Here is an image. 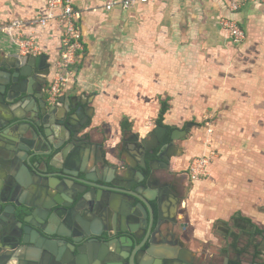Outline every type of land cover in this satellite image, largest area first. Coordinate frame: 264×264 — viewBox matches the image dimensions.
<instances>
[{
	"label": "water",
	"instance_id": "1",
	"mask_svg": "<svg viewBox=\"0 0 264 264\" xmlns=\"http://www.w3.org/2000/svg\"><path fill=\"white\" fill-rule=\"evenodd\" d=\"M49 64L44 53L0 52V264H81V253L112 264L111 252L118 251L108 239L121 233L133 244L134 238L152 236L155 219L159 224L164 215L163 200L150 181L144 182V174L134 177L142 172L130 157V168L117 172L115 180L107 177L104 162L81 156L73 123L84 114L93 116V109L66 94L52 104L37 100L32 85ZM192 124L184 129L173 125L172 138H184ZM167 128L158 124L151 133L160 137ZM141 165L147 166L145 157ZM113 167L118 170V164ZM82 215L91 224H79ZM164 263L169 264L167 259Z\"/></svg>",
	"mask_w": 264,
	"mask_h": 264
},
{
	"label": "crops",
	"instance_id": "2",
	"mask_svg": "<svg viewBox=\"0 0 264 264\" xmlns=\"http://www.w3.org/2000/svg\"><path fill=\"white\" fill-rule=\"evenodd\" d=\"M121 1L74 0V6L83 11L80 24L85 51L75 66L76 80L64 93L67 96L88 97V104L93 109V116L87 130L91 132L94 140L103 142L108 149L118 144L125 133L133 132L143 137L152 131L147 129L145 134H139V131L144 130V127L138 126V120L135 117L139 113L143 114V100L147 99L148 101V98H143L145 97L143 94L146 95L143 92L144 87H146L145 91H149V87L152 89V82L149 80L148 74L144 77L141 76L142 89L139 96L136 97L138 104L134 106L132 102L134 99L131 96L114 97L116 92L113 93L111 89L125 92L126 88H118L116 84L112 83V80H109V75L113 72L112 69H126V67L132 66L148 68L149 52H159L161 48L159 44L148 43V40L153 36H160L166 43L165 48L170 52L187 51L188 44H181V37L184 35L190 37L193 34V27H197V25L192 23V18L185 17L182 10L187 9L186 7L197 9L198 13H201L200 15L205 14V19L198 24L199 31L209 32V30L206 31L207 21L212 20L216 23L215 27L220 26L222 32L228 35L221 24H218L222 16H227L234 18L242 25L241 27L246 31V37L249 36L247 26L262 21L260 16L262 11L264 12V5L258 3H247L238 11L231 12L220 0H155L148 3H158L160 8L166 10L158 13L155 19L160 21L163 16L167 19L170 18V22L166 25L161 21L154 23L155 28L149 31L146 29L143 39L142 31L137 28L138 17L133 15L132 11L139 5L147 3L140 2L131 9H123ZM109 2L116 3L108 8ZM43 10L42 0H0V24L15 18L29 21L32 17L41 14ZM18 35L27 39L36 37L35 41L42 47L43 53L48 55L49 61L57 56L61 36L59 23L53 22L45 29L26 26L18 31ZM138 39L142 43L138 51L139 56L135 53L137 49L135 40ZM229 41L231 45H238L231 39ZM151 46L155 51L150 50ZM0 52L4 55L14 52L28 54L14 42L12 37L3 32H0ZM31 55L37 54L31 53ZM133 59L135 64L131 66ZM128 84L132 87L134 85L133 82H128ZM155 84L161 86L162 80L157 79ZM156 110L158 115L160 107ZM119 116H127V120L130 122L129 128L122 127L124 121L117 119ZM133 120L135 123H132ZM163 124L171 125V127L175 125L179 128L183 126L169 124L164 120ZM243 133L242 135H244ZM220 134L219 131H215V138ZM239 139L235 141V152L232 150L234 147L232 140L228 141V149L223 147L226 150L225 153L215 157L209 165V174L203 178L192 179L185 171L189 170V165L187 168L182 167L178 162L182 156L174 158L177 166L185 169L183 172L189 182L183 200L185 211L180 213L179 217L193 227L194 240L216 242L226 226L233 231L236 230V227H241L245 229V234L253 232V226L245 223L241 216L248 217L254 225L264 228V153L259 148L252 146L248 139ZM196 149L202 150L206 147L200 144ZM108 158L114 160L112 154H108ZM237 216L240 219H236Z\"/></svg>",
	"mask_w": 264,
	"mask_h": 264
},
{
	"label": "rangeland",
	"instance_id": "3",
	"mask_svg": "<svg viewBox=\"0 0 264 264\" xmlns=\"http://www.w3.org/2000/svg\"><path fill=\"white\" fill-rule=\"evenodd\" d=\"M198 6L197 4L196 7ZM186 8L182 10L185 17L192 18V23L198 27L205 19V14L200 15L197 9ZM162 11L166 10L160 8L158 3H147L133 9L132 14L138 17L137 28L142 31L143 39L146 29L149 31L155 28L154 23L161 21L166 25L170 22V18L163 16L160 21L155 19ZM260 19L262 21L247 26L249 36L238 45H231L229 36L222 32L220 26L215 27L216 23L212 20L207 21L206 31L209 32L199 31V28L194 26L190 37H181V44H188L187 51L170 52L165 48L166 43L160 36H153L148 43L159 44L161 48L159 52H149L148 68L133 67V59L132 67L112 69L109 80L118 88H126L125 92L111 89L113 93L116 92L114 97L131 96L134 106L138 104L136 97L142 89L141 76L148 74L152 82V89L149 87V91H145L146 87L143 86V92L147 95L143 94V98H148V101L143 100V114L135 115L138 126L144 127L139 134L153 129L159 115L156 108L159 109L160 102L165 99L169 102V109L163 119L166 123L182 126L186 122H193L185 139L179 141L185 153L178 159L182 167L187 168L194 159L205 157L212 163L215 157L225 153L223 147L228 149L227 143L230 140L235 152V141L238 138L248 139L252 146L264 153L263 11ZM135 41V53L139 56L138 51L142 43L140 39ZM150 50L155 51L153 46ZM157 79L162 80L161 86L155 84ZM128 82H133V87ZM117 119L127 121L130 126L127 116H119ZM133 122L135 123V120ZM215 131L221 133L219 137L215 138ZM200 144L205 145L206 149L197 150ZM185 171L189 176V170ZM199 177L203 178L205 175Z\"/></svg>",
	"mask_w": 264,
	"mask_h": 264
},
{
	"label": "flooded vegetation",
	"instance_id": "4",
	"mask_svg": "<svg viewBox=\"0 0 264 264\" xmlns=\"http://www.w3.org/2000/svg\"><path fill=\"white\" fill-rule=\"evenodd\" d=\"M51 72L50 64L42 67L32 85L37 90L36 94L39 96L37 100L41 103L51 104L47 99ZM69 97L78 100V104L89 102L86 96ZM26 102L30 103L34 100L26 98ZM91 120L92 116L86 119L84 114L73 123L74 128H78L82 146L81 156L87 161L94 160L101 164L104 162L101 166L106 170L107 177L115 180H117V172L127 171L130 168L126 160L130 157L137 169L142 172L135 173L134 177L139 179L144 174V182L150 181L153 192L160 193L163 200L164 215L159 224L155 219L151 229L152 236L150 234L147 239L144 236L141 239L134 238L133 244L129 239H122L121 233L108 239L109 246L118 251H110L112 264H165L164 259H167L169 264H264V232L245 234V229L241 227H236L233 231L226 226L224 230L222 228V234L216 242L193 239V227L179 217L180 213L185 211L183 200L189 182L183 172L184 169L179 168L174 159L184 155V149L179 141L185 139V137L176 140L172 138L174 127L167 126L168 128L161 133L160 137L154 136L150 131L143 137L138 134L132 135L129 141L123 140L124 137L130 136V133H125L118 144L108 149L103 142L94 140L91 132L87 130ZM158 124L161 123L156 121L155 126ZM185 124L181 129L185 128ZM126 144L129 149H132L135 158L129 155ZM143 146L149 148L143 150ZM108 154H112L114 160H110ZM144 157L146 167L141 165ZM114 164H118V170L113 167ZM89 220L90 217L78 216L79 224L86 225L88 222L91 224ZM94 220L95 229H99L98 220ZM144 231L145 227L141 225L138 228L139 234L142 235ZM195 243L197 245H194ZM166 251L176 253L175 255L181 254L183 259H178L176 256L165 257L163 253ZM80 259L81 264H103L102 260L98 258L91 260L83 253L80 254Z\"/></svg>",
	"mask_w": 264,
	"mask_h": 264
},
{
	"label": "built area",
	"instance_id": "5",
	"mask_svg": "<svg viewBox=\"0 0 264 264\" xmlns=\"http://www.w3.org/2000/svg\"><path fill=\"white\" fill-rule=\"evenodd\" d=\"M44 10L41 14L32 17L29 21L21 18L11 19L7 23L0 24V32L8 34L14 42L28 54L43 53L42 47L35 41L36 37L22 38L18 35L20 29L26 26L45 29L53 22L61 26L60 45L57 56L51 59V78L47 87V99L49 103H56L74 83L77 77L76 64L85 51V43L80 21L83 11L74 6V0H42ZM155 0H122L123 9H131L138 3L154 2ZM229 11L235 12L247 3L264 5V0H220ZM116 2H109L110 8ZM221 26L235 44H241L246 38V31L234 18L222 16ZM209 159H194L189 165L192 179L200 178V175L209 174Z\"/></svg>",
	"mask_w": 264,
	"mask_h": 264
},
{
	"label": "trees",
	"instance_id": "6",
	"mask_svg": "<svg viewBox=\"0 0 264 264\" xmlns=\"http://www.w3.org/2000/svg\"><path fill=\"white\" fill-rule=\"evenodd\" d=\"M160 103H161V106H160L159 115H158V118L156 121L163 124L164 114L169 109V102L167 99H165V100H162ZM122 127L124 129H126V128H129L130 126L128 125L127 121H124V122H122ZM236 219H240L239 216H237ZM241 219L245 220V223H248V224L253 226V233L262 234L264 232L263 227H259L257 225H254L252 223L251 219H249L248 217H242L241 216Z\"/></svg>",
	"mask_w": 264,
	"mask_h": 264
}]
</instances>
